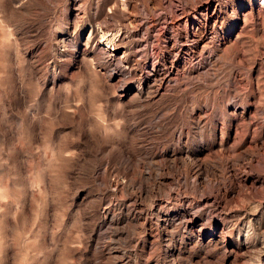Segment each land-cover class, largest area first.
<instances>
[{
    "label": "rangeland",
    "instance_id": "1",
    "mask_svg": "<svg viewBox=\"0 0 264 264\" xmlns=\"http://www.w3.org/2000/svg\"><path fill=\"white\" fill-rule=\"evenodd\" d=\"M0 264H264L261 0H0Z\"/></svg>",
    "mask_w": 264,
    "mask_h": 264
},
{
    "label": "bare ground",
    "instance_id": "2",
    "mask_svg": "<svg viewBox=\"0 0 264 264\" xmlns=\"http://www.w3.org/2000/svg\"><path fill=\"white\" fill-rule=\"evenodd\" d=\"M261 2L264 4V0H261ZM205 9V8H204ZM206 13V12H205ZM106 32H103V34H105ZM109 33V32H108ZM102 34V35H103ZM103 37V36H102ZM111 39V38H110ZM198 39V38H197ZM114 41V40H113ZM205 41V40H204ZM108 44V43H107ZM118 48V47H117Z\"/></svg>",
    "mask_w": 264,
    "mask_h": 264
}]
</instances>
